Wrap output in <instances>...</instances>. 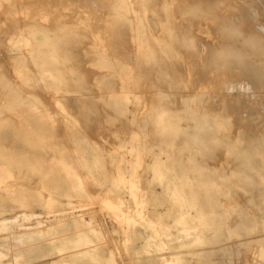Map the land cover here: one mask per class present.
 <instances>
[{"label": "rangeland", "instance_id": "obj_1", "mask_svg": "<svg viewBox=\"0 0 264 264\" xmlns=\"http://www.w3.org/2000/svg\"><path fill=\"white\" fill-rule=\"evenodd\" d=\"M263 19L0 0V264H264Z\"/></svg>", "mask_w": 264, "mask_h": 264}, {"label": "bare ground", "instance_id": "obj_2", "mask_svg": "<svg viewBox=\"0 0 264 264\" xmlns=\"http://www.w3.org/2000/svg\"><path fill=\"white\" fill-rule=\"evenodd\" d=\"M165 2V1H164ZM175 2V1H174ZM174 2H171V3H173V5H174ZM167 3V2H166ZM163 4V3H162ZM170 4V3H169ZM166 5V4H165ZM195 5V4H194ZM164 6V5H163ZM168 6V5H167ZM143 7V6H142ZM166 7V6H165ZM141 8V7H140ZM167 8V7H166ZM170 8V7H169ZM136 10H137V8H136ZM135 9L133 10V11H136ZM139 10V9H138ZM164 10V9H163ZM167 11V10H166ZM169 11V10H168ZM183 14V13H182ZM173 15V14H172ZM262 16V15H261ZM112 19H113V17H112ZM264 20V19H263ZM168 22V21H167ZM162 23V22H161ZM162 25V24H161ZM169 25V24H168ZM230 27H231V24L229 25ZM106 27H107V24H106ZM167 27H169V26H167ZM167 27H165V28H167ZM229 27V28H230ZM163 28V27H162ZM226 28V27H225ZM227 29V28H226ZM230 29H232V28H230ZM229 29V30H230ZM166 30V29H165ZM164 31V30H163ZM225 31V30H224ZM228 31V30H227ZM232 31H233V29H232ZM264 31V30H263ZM171 32V31H170ZM61 33V32H60ZM229 33V32H228ZM168 38H169V36H168ZM143 39V38H142ZM148 40V39H147ZM160 40H162L161 38H160ZM143 42H144V40H143ZM192 42V41H191ZM161 43H162V41H161ZM148 45V44H147ZM164 45V44H163ZM170 46V45H169ZM149 47V46H148ZM49 48V47H48ZM147 48V47H146ZM233 49V48H232ZM236 50H238V49H236ZM169 51H170V49H169ZM149 52V51H148ZM233 53V52H232ZM174 55V54H173ZM172 55V56H173ZM233 55V54H232ZM239 57V56H238ZM174 58V57H173ZM171 59V58H170ZM258 60V59H257ZM55 61V60H54ZM55 63H56V61H55ZM223 67V66H222ZM69 68V67H68ZM73 69V68H72ZM72 69H70V70H72ZM57 70V69H56ZM55 70V71H56ZM76 70H78V69H76ZM58 71V70H57ZM59 72V71H58ZM74 71L72 70V72H70L69 71V73H73ZM56 73V72H55ZM60 74V73H59ZM82 74H84L83 72H82ZM81 74V75H82ZM58 77V76H57ZM59 78V77H58ZM61 78V77H60ZM62 80H63V78H61ZM61 81V80H60ZM63 82V81H62ZM108 84V83H107ZM13 95V94H12ZM174 96V95H173ZM235 98V97H234ZM170 100V99H169ZM67 171V170H66Z\"/></svg>", "mask_w": 264, "mask_h": 264}]
</instances>
